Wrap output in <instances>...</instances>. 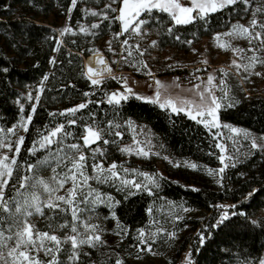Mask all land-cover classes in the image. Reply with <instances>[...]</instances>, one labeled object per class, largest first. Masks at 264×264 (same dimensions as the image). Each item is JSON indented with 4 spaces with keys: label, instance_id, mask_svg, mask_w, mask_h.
<instances>
[{
    "label": "snow or ice",
    "instance_id": "obj_1",
    "mask_svg": "<svg viewBox=\"0 0 264 264\" xmlns=\"http://www.w3.org/2000/svg\"><path fill=\"white\" fill-rule=\"evenodd\" d=\"M12 3L18 7L13 9L10 3H0V10L10 13L16 21L13 24L10 20H0V27L10 36L0 45V82L11 76L8 65L13 58L5 53L12 51L16 56L28 52L30 34L35 30L51 32V36H44V41L55 45L51 48L54 54L48 60L53 65L58 63L55 53L61 52L68 34L96 37L106 27L111 36L104 50L81 49L97 56L96 67L85 65L79 72L90 84V90L81 93L82 101L62 110L48 111V122L34 134L30 125L50 74L43 73L33 86L25 85V91L10 93L16 113L10 121L0 116L3 121L0 123V264H142L145 254H156L154 244L160 238L175 242L181 231L179 226L188 228V217L183 213L189 209L183 202L167 201L171 208L182 211L170 212L169 219L162 225L154 218L155 200H166L159 195L165 183L177 184L197 194L202 189L168 180L158 170L141 171L125 167V162L107 163L105 160L111 146L121 154H134L144 159L161 155L160 150L153 151L157 147L164 148L163 143L153 144V139L157 138L155 134L151 130L146 134L144 125H138L131 116L126 119L122 116L124 105L133 100L142 102L141 106L151 104L154 109L161 110L173 130L177 127L173 116H183L208 130L214 149L219 150V154L210 150L208 155L219 161L218 169L167 155L162 159L172 168H204L219 191L225 196L231 194L235 201L209 204L215 214L200 218L201 227L187 244L179 264H200L197 253L203 255V250L213 241H219V255L229 257L227 261L222 258L220 264H232V248L238 245L224 237L240 233L264 236V215H256L264 208V129L255 133L248 128L222 123L219 118L222 109L239 111L244 101L252 98V91L245 87L246 84L254 78L264 80V0H93L92 7L87 4L81 7V0H66L62 5L66 20L58 29L46 28L29 16L51 7V0H12ZM76 13L85 21L91 18L92 22H82L78 18L73 25L71 20ZM214 15L225 19L213 20ZM194 24L211 32L218 48L233 54L227 68L207 71L206 53L192 46L196 32L188 38L189 34L180 32L177 27ZM213 24L222 26L223 30H214ZM233 40L247 41L248 46L237 47ZM169 41L187 46L192 54L200 57V66L188 72L187 88H181L179 76L174 77L170 85L163 84L145 60V57L155 60L152 50ZM71 43L77 41L73 39ZM105 51L115 59L106 60ZM73 55L68 52L69 65L73 64L70 58ZM164 60L171 61L163 63L166 70H188L186 65L170 56H165ZM115 63L129 65L136 73H142L152 93L137 90L131 86L137 81L130 82L127 76L114 74L111 64ZM205 72L206 76H202ZM232 75L238 81L237 95H232L226 84V78ZM105 80L115 81L120 87L107 90L101 87ZM7 86H11L10 80ZM69 86L75 89L71 80L63 88ZM177 90L179 95L172 96ZM97 92L99 98L91 99ZM188 94L193 99H185ZM93 106L97 110H93ZM81 112L87 114H79ZM261 112L264 113V107ZM261 122L264 123V116ZM74 126L80 129L79 133L73 131ZM220 129L229 130V134L224 137ZM125 133L131 135L129 145L123 144ZM30 135L33 138L29 140ZM222 138L232 141L233 152L227 157ZM245 145L241 154L240 148ZM41 151L43 156L39 155ZM29 158L33 162H29ZM41 167L51 170L47 179L35 174ZM242 168L247 170H240ZM229 170L236 176L235 181L228 176ZM256 172L258 177L253 175ZM225 181L233 186H227ZM100 186H107L109 191H101ZM140 197L151 199L152 203L145 208L149 219L143 226L136 227L117 213ZM100 206L107 208V215H99ZM34 216L48 220L49 230L38 229L32 223ZM104 222L114 226L108 229ZM168 223L172 225L171 231L165 226ZM107 232H111L116 242L111 246L113 251L108 259L98 262L93 252L110 247L105 239ZM41 252L49 259L41 260ZM168 264H175V260ZM236 264H264V255L244 260L237 258Z\"/></svg>",
    "mask_w": 264,
    "mask_h": 264
},
{
    "label": "trees",
    "instance_id": "obj_2",
    "mask_svg": "<svg viewBox=\"0 0 264 264\" xmlns=\"http://www.w3.org/2000/svg\"><path fill=\"white\" fill-rule=\"evenodd\" d=\"M0 3H10L13 9L18 7V4L12 3V0H0ZM65 3L66 0H51V7L44 8L42 11H36V15L33 16L29 14V16L37 23L43 24L46 28L58 29L60 28L61 21L66 18V15L62 11V5ZM92 3L93 0H81L80 6L83 7L85 4L90 6ZM78 18L81 19L82 22L87 21H85L79 13H76L73 16L71 23L75 25ZM223 19H225L223 16H213V20L222 21ZM0 20H10L13 24L16 23L15 20H12V15L3 10H0ZM177 27L180 32L189 34L188 38H190V34L192 32H196V37L208 36L211 34V32L206 31L202 27L198 28L195 24L192 26ZM212 27L214 30L223 29L222 26L217 24H213ZM30 35L31 39L28 42V52L16 56H14L12 51H7L5 53L9 58L13 59L12 63L8 65L11 69V76L0 82V116H6L10 121L16 113V106L12 104L14 97L11 96L10 93L14 91H25V85H34L40 80L43 73L48 72L50 75L49 80L46 82L45 93L42 94V99L37 108V114L33 117V122L30 125L32 133L34 134L37 128H43L44 124L48 122V111H58L65 107H72L82 101L83 97L81 93L83 91L90 90L89 82L86 78L79 75V72L84 67V58L90 53L88 51H81V49H85L81 44V35L72 36L71 34H68L64 37L65 42L62 45L61 52L55 53L58 58V63L55 65L49 64L48 60L54 54L52 53L51 48L55 47V45L51 42H45L44 36H51V32H45L42 29H38L33 31ZM181 38L184 39L185 37L182 35ZM9 39L10 36L4 32L3 27H0V45L5 44ZM73 39L77 41L76 44L71 43ZM69 51L74 54L70 57L73 61L72 65L67 63L69 59ZM107 55L110 56L109 53H107ZM113 66H115V64H113ZM120 70H126L124 69L123 64L120 67ZM179 71H184V78H187L185 73H188V71ZM9 80L11 81L10 87L7 86ZM68 80L72 81V84L75 85V89L70 86L67 89L63 88ZM101 87L106 88L107 90H112L120 87V85L115 81L105 80ZM99 95L100 94L97 92L93 97H91V99H97L99 98ZM53 97H56V99H53ZM141 105L142 102L135 100L131 101L130 104L126 103L122 110V116L125 119L131 116L132 119L137 122L147 123L163 142L165 152L167 154L178 158H185L211 167L220 165L219 161L215 157L208 155L210 150H214L217 154H219V150L214 149V144L209 138L208 130L204 129L202 126L196 125L194 122L184 118L183 116L180 118L173 116L177 125L176 129L173 130L168 124L166 116L161 114V110L154 109L151 104ZM262 107H264V92L260 93L259 91H252V98L246 99L243 105L239 108V111L224 108L221 110L220 119L224 122L248 128L255 133H259L261 129H264V123L261 122L262 116H264V113L261 112ZM93 110H97L95 106H93ZM133 113H136L137 115H133ZM79 114L86 115L87 113L81 112ZM57 122L62 121L58 120ZM0 123H3V121H0ZM165 129H167L166 132ZM73 131L79 133L80 129L74 126ZM31 138H33L32 135L29 136V140ZM129 139L130 134L128 133H125L124 137H122L123 143ZM229 154H231V151H229ZM39 155L43 156L44 153L41 151ZM105 160L107 163H111L112 161H116L118 164L125 162V166L133 168L140 165V159H137L132 155L129 156L121 154L116 150L115 146L108 148V155ZM258 160L259 157L257 156V161ZM29 162H33L32 158H29ZM142 165V167L147 168L150 171H155L157 169L156 164L151 159L146 160V162ZM240 170L246 171L247 168H242ZM20 174L24 173L21 172ZM35 174L47 179L51 175V170L46 167H41ZM255 174L257 177L259 176L258 172L253 173V175ZM228 176L231 177L232 181L236 180V176L230 170L228 171ZM166 177L168 180L178 181L181 185L191 184L196 188L202 189V191L197 194L193 191H189L188 189L178 187L177 184L165 183L163 185V190L159 195L171 200L183 201L187 206L203 210L207 213L205 218L215 214V210L209 206L211 202H235L232 200L231 194L225 196L224 193L219 191L214 184L212 177L199 172L196 169L169 168ZM225 183L227 186H233L230 185L228 181H225ZM93 186L96 185L94 184ZM100 187L101 191H109L107 186ZM236 196L239 198V193H236ZM150 203H152L151 199L140 197L135 199L130 205H125L123 209L117 213V215H121L130 225H134L136 227L143 226L149 219L145 213V208ZM107 212L108 210L106 207L100 206L98 213L101 217L107 215ZM263 212L264 208L257 211L256 215H264ZM205 222H207V220H205ZM32 223H34L36 227L42 231L49 230L48 224L50 222L43 217H32ZM196 223L197 229L192 235L185 238L183 247L179 250V256L183 254L184 250L187 248V244L191 241V238L196 231L201 227L200 221H196ZM104 226L111 229L114 225L112 223L104 222ZM224 238L231 239L233 244L238 245V247L232 248V264H236L237 258L244 260L245 257L255 258L264 254V247H262V245H264V236L258 234L243 235L240 233L239 235L234 234L231 237ZM105 239L108 241L110 247L102 248L99 252H93V256L98 262L108 259V256H110L113 251L111 246H113L116 242V238L111 234V232H107L105 234ZM129 243H131V241H129ZM218 243L219 241L209 243L203 250V255L197 253L198 258L200 259V264H220V260L222 258L226 261L229 260V257H221L219 255L220 249L217 247ZM179 256L175 257V264L178 262Z\"/></svg>",
    "mask_w": 264,
    "mask_h": 264
},
{
    "label": "rangeland",
    "instance_id": "obj_3",
    "mask_svg": "<svg viewBox=\"0 0 264 264\" xmlns=\"http://www.w3.org/2000/svg\"><path fill=\"white\" fill-rule=\"evenodd\" d=\"M92 6H94V3H92L89 7H92ZM235 19H239V18H235ZM65 20H66V18H64L61 21L60 27L63 25ZM91 22H92L91 18H88L86 21V23H91ZM241 22H244V21L241 20ZM221 30H223V29H221ZM110 36H111V32L108 31L107 28L105 27V29L102 32L98 33V35L96 37H92V36H89L86 34H82L81 35V40H82L81 44L85 49L91 48V47H97V48L103 47L105 49L106 48V41L110 38ZM151 38H156V37L152 36ZM232 43L235 46L241 47V48H246L248 46L247 41H244V40H233ZM192 46L196 47L201 52L206 53V58L209 61L207 71H211L213 69H219L221 67L227 68L228 65L230 64L231 59L234 58L233 54L231 52L226 51L224 49H220L213 43L212 38H211V34L208 36L196 37L193 40ZM103 48H101V49L103 50ZM89 53H91V52H89ZM104 55L107 57V59L109 61H111L112 59H115L114 57L111 56V54H110V56H108L106 52H104ZM249 55H250V53H249ZM152 56L156 57V59L155 60H149L148 57H145V60L149 63L150 67L152 68V71L156 74L157 78L160 79L163 84L170 85L173 78L179 76V77H181L180 83H181L182 89L189 87L188 80H187V78H184V75H183L184 71L180 72L179 70L178 71L166 70L163 67V63H168L171 61H165L164 57L170 56L172 58V60L179 61V63L186 65L188 72L191 71L192 67H194V66L199 67L200 66L198 63L200 57H197L194 54H192L190 49L187 48V46H183V45H179V44H173L170 41L167 43H162L159 45V47L157 49L152 50ZM84 66H85V64H84ZM121 66H122L121 63H115V66H113V64H111V67L113 69L114 74L125 75L129 78L130 82L131 81H137L136 84L131 85V86L137 90L147 92L148 94L152 93L153 89L147 88V84H146L147 78L142 73H136L129 65H125V64H123V67L126 70H120ZM181 70H183V69H181ZM257 70H259V69H257ZM201 74H203V73H201ZM205 74H206V72H205ZM217 83H218V81H217ZM226 84H227L228 88L231 90L232 95L238 94V91H239L238 87H237L238 81L236 80L234 75L226 78ZM245 87L249 88L251 91H259L260 93H263L264 92V80H261L259 78H254L250 83L246 84ZM171 95L172 96L179 95V90L173 91L171 93ZM217 95H220L219 91H217ZM184 98L185 99H193L190 94L186 95ZM221 122L222 123H228V122H224L222 120H221ZM136 123L138 125H144L145 126L144 132L146 134L148 133L149 130H151V133L155 134L147 123L137 122V121H136ZM232 125H234V124H232ZM234 126H236V125H234ZM237 127H239V126H237ZM137 131H139V129H137ZM220 131L222 132L224 137H226L229 134V130H227V129H220ZM232 135L235 136L238 134H232ZM155 137H157V138L153 139V144L158 146L160 143H163L161 141V139L156 134H155ZM130 143H131V135H130V139L128 141L124 142L123 144L129 145ZM221 143L225 144V156L227 157L229 155V151H231V153L233 152V149L231 147L232 141H228V140H225L222 138ZM241 144H243V141H241ZM245 147H246V145L244 147L240 148L241 154L244 152ZM156 150H160L161 155L160 156H152L150 159L156 164V166H157L156 170L163 173L165 176H166L169 168H172V167H170L167 164V162L162 159L163 156L167 155L170 157H174L176 159H185V158H178V157L171 156V155L167 154L165 152V148H163L162 150L158 149V147L153 149V151H156ZM132 156H135V155L133 154ZM136 158L140 159V165L136 166L135 168H139L141 171H150L149 169L142 167L143 166L142 164L144 162H146V160H148V159H144L141 157H136ZM191 162H194V161H191ZM194 163H197L198 165H203L206 167H211V166H207L205 164H201L198 162H194ZM125 167H128V166H125ZM219 167H220V165H218L216 167H211V168H217L218 169ZM196 170L208 175L204 168H198ZM167 201H174L176 204H180L181 202H183V201L171 200L168 198H166V200H160L159 198H157L155 200V207L153 209L154 218L159 219L161 221L162 225H164L165 221L169 219L168 214L170 212H181L182 211L179 208H171L167 204ZM183 204H184V207H187L189 209V211L187 213H183L186 217H188V219L186 221L189 225L188 228L184 229L182 224L179 226L181 231L179 232L178 240L175 242L168 241L166 237L160 238L154 244V251L156 254L155 255L150 254V253L145 254L142 257V264H168V261L175 260V257L179 256L178 254H179V250L181 249V242H184L185 238L187 236L192 235L195 232V230L197 229L196 221H200L201 217L207 216V213L205 211L194 208V207L187 206L185 204V202H183ZM263 214H264V212H263ZM200 225H201V223H200ZM165 226L168 227V230H170V231L172 230L171 223H168ZM39 255H40L41 260L49 259V257H45L42 252ZM181 256H179V260H178V262H176V264H179ZM128 259L132 260L134 258L128 257Z\"/></svg>",
    "mask_w": 264,
    "mask_h": 264
},
{
    "label": "bare ground",
    "instance_id": "obj_4",
    "mask_svg": "<svg viewBox=\"0 0 264 264\" xmlns=\"http://www.w3.org/2000/svg\"><path fill=\"white\" fill-rule=\"evenodd\" d=\"M105 59L108 60L106 56ZM96 60L97 56L94 53H90L88 56L85 57L84 64L87 66L96 67Z\"/></svg>",
    "mask_w": 264,
    "mask_h": 264
},
{
    "label": "built area",
    "instance_id": "obj_5",
    "mask_svg": "<svg viewBox=\"0 0 264 264\" xmlns=\"http://www.w3.org/2000/svg\"><path fill=\"white\" fill-rule=\"evenodd\" d=\"M202 76H206L205 73L201 74ZM185 76L188 77V73H185Z\"/></svg>",
    "mask_w": 264,
    "mask_h": 264
}]
</instances>
